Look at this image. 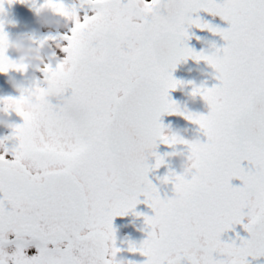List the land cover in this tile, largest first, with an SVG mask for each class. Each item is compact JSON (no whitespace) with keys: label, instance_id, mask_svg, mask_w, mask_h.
<instances>
[{"label":"snow or ice","instance_id":"obj_1","mask_svg":"<svg viewBox=\"0 0 264 264\" xmlns=\"http://www.w3.org/2000/svg\"><path fill=\"white\" fill-rule=\"evenodd\" d=\"M44 3L74 22L61 37L67 60L55 70L54 97L42 93L40 113L13 130L19 155L0 160V264H107L109 250L120 251L113 220L134 212L141 196L154 215L144 217L147 239L129 251L145 264H247L264 256V0H81L94 12L82 20L75 5ZM200 11L229 28L193 19ZM193 26L226 46L194 52L186 43ZM190 58L206 62L218 85L192 92L208 112L184 118L206 142L188 153L198 174L163 178L182 196L180 207L169 208L148 175L163 164L157 142L171 147L161 116L181 115L169 97L181 83L172 72ZM236 225L250 239L222 242Z\"/></svg>","mask_w":264,"mask_h":264},{"label":"clouds","instance_id":"obj_2","mask_svg":"<svg viewBox=\"0 0 264 264\" xmlns=\"http://www.w3.org/2000/svg\"><path fill=\"white\" fill-rule=\"evenodd\" d=\"M27 3H31L28 0ZM5 5H9L6 0L3 4V11H0V24L7 19L8 13ZM163 7L165 11L169 5H157V8ZM38 22L45 27L67 28L73 24L74 17L70 12L65 10L61 12L58 8L51 6V4L43 3L38 10L35 8ZM61 21L65 23L61 24ZM5 34V32H4ZM53 44L55 47H53ZM58 52L63 53V58L58 56ZM9 53L13 54L14 58H10ZM191 59V58H190ZM67 60V54L63 52L62 45L52 38L37 40L32 36L22 35L15 39L10 38L5 34L4 39L0 40V74L8 75L10 73L19 74L23 79L19 82L10 79L9 83L12 88L18 93L15 97L0 98V127L10 130V134L4 136L0 141V160L5 162L10 157L15 159L19 155L17 141L12 138L13 130L18 125L13 121V117L19 118L22 123L26 119H31L38 115L41 111L42 101L46 93L49 98L54 97L55 90L58 87V80L55 76V70ZM194 60V59H193ZM32 70L34 73L42 74L41 79H37L35 75L29 77L28 72ZM189 71H192L190 69ZM203 75L204 73L201 72ZM199 88L195 84L192 85V92ZM193 96V95H192ZM195 97V96H193ZM174 111L181 113V117L192 116L196 117L198 114L189 111L186 104L176 103ZM187 120V119H186ZM21 124V123H20ZM161 135L166 136L171 143L173 151L163 157V164L165 162H177L181 174L185 177L198 174V167L194 160L184 157L183 152H178L175 149L177 146H183L187 152L199 151L203 148V143L197 137L194 139H185L178 131L163 130ZM11 144V146H9ZM24 166H29L27 161H24ZM182 196L178 191H173L170 197L162 201L163 205L169 208H178L181 206ZM82 237L87 233H81ZM111 246H109V249ZM191 255H198L192 253ZM107 264H136L135 261L127 260L120 256V251L112 252L109 250L104 257Z\"/></svg>","mask_w":264,"mask_h":264},{"label":"flooded vegetation","instance_id":"obj_3","mask_svg":"<svg viewBox=\"0 0 264 264\" xmlns=\"http://www.w3.org/2000/svg\"><path fill=\"white\" fill-rule=\"evenodd\" d=\"M215 2L223 3V0H215ZM192 18H199L201 23H207L212 28H216L219 30H227L229 28V24L226 21L222 20L219 16L214 17L204 11L193 13ZM188 35L190 38L186 41L187 46L196 53L204 52L205 54H212L217 48L223 49L226 46V42L219 35L213 34L208 29L202 30L193 26L188 29ZM190 69H192V71H189ZM201 72H203L204 74L202 75ZM214 76V70L204 61L197 62L193 59L181 61L177 64L175 70L172 72L173 79L181 83L175 90L169 91V97L171 101L175 102L176 100L182 99L183 97H185L187 100L199 97L192 96V85L195 84L196 86L200 87L204 83V80L207 81V85L214 84L216 82ZM170 116L171 115L167 114L164 118V129L168 131L174 129V131H178L185 139H188V129L193 127L197 128L198 126L181 116L174 119H170ZM175 150L178 152H183L184 157H187L188 155L187 150L183 148V146H177ZM172 151L173 148L160 142L158 150L156 152V156L165 157ZM155 160L156 157H154L153 160L154 165ZM241 166L245 169L250 167L247 161L242 162ZM170 172H173L177 175L181 174V169L177 162H165L161 165L160 168L154 169V173L151 178L152 184L158 189L162 199L165 197H170L173 194L172 184L162 183L163 178ZM230 183L232 187H242V182L239 179H233L232 181H230ZM0 198H2V194H0ZM139 199L141 202L137 204L134 212H129L127 215L117 216L114 218L113 229L115 230L116 247L120 249V256L127 260L135 261L136 264H145L147 259L146 257L141 256L139 252L132 253L129 251L130 244H134L138 247L142 241L147 239V233L148 231H150V229H148L145 225L144 217H151L154 215L152 209L149 208L145 203H143L144 197L141 196L139 197ZM246 211L247 209H245V212ZM244 237L245 230L243 226L236 225L232 230L223 233L220 239L224 243H231L235 241L238 246L240 240L244 239ZM9 239L14 240L15 237ZM49 247L51 248L52 245H49ZM30 249H32L31 254H37V249L35 246L30 247ZM34 255L28 254V256ZM182 264H185V262L182 261Z\"/></svg>","mask_w":264,"mask_h":264},{"label":"rangeland","instance_id":"obj_4","mask_svg":"<svg viewBox=\"0 0 264 264\" xmlns=\"http://www.w3.org/2000/svg\"><path fill=\"white\" fill-rule=\"evenodd\" d=\"M66 6H73L75 5L78 9V14L81 17V20L84 18L85 15H88L89 17L94 15V12L92 11L91 7L88 5H84L81 7V0H61ZM123 2H127V0H123ZM44 3V0H36V5L39 6ZM8 16L7 19L3 22V30L5 34H7L10 38L15 39L18 36L22 35H28L32 36L33 38L37 40L47 39V38H53L52 40L60 43L62 46L66 45V41H63L61 37L65 34H70V29L73 25H69V27L64 28H53V27H45L42 26L38 22V18L36 15L35 7H33L32 3H20L19 0L17 2L13 3L11 6L5 5ZM65 23L64 21H61V24ZM53 47L55 45L53 44ZM60 58H63V53L58 52L57 53ZM10 58H14L13 54L9 53ZM35 75L37 79L42 78V74L39 72H33L32 70H29L28 76L31 77ZM13 79L17 82L21 81L23 78L19 74L10 73L8 75L0 74V98L5 97H15L18 95V93L15 92V90L12 88V86L9 83V80ZM215 83H218L216 81ZM209 84L207 85V81L204 80V83L201 86L211 88L213 86H216L218 84ZM200 86V87H201ZM70 94V93H69ZM189 98V97H188ZM188 104H187V103ZM190 102V103H189ZM175 103L179 104H186L189 111L195 112L197 114L206 115L208 112L207 105L202 100V98L199 96L195 99L191 98L187 100L185 97L182 99L176 100ZM176 117H180L178 115H171L169 118L174 119ZM13 121L16 124L22 123V121L19 120V118L13 117ZM186 127V126H185ZM187 138L188 139H194L199 138L202 143L206 142V137L203 135V133L200 131L199 127L197 128L193 127L188 129ZM170 131H174V129H171ZM10 134V130L4 129L0 127V139H2L4 136H7ZM11 146V144L9 145ZM10 158V157H9ZM14 236H9V238L12 239ZM9 250H13L12 247L9 248ZM32 249L28 248L26 250V253L29 255L31 254ZM27 254V255H28ZM32 257V256H29Z\"/></svg>","mask_w":264,"mask_h":264},{"label":"water","instance_id":"obj_5","mask_svg":"<svg viewBox=\"0 0 264 264\" xmlns=\"http://www.w3.org/2000/svg\"><path fill=\"white\" fill-rule=\"evenodd\" d=\"M180 67V66H179ZM167 114H164L161 116L160 118V123L162 124L163 128H164V118ZM160 142L158 141L157 142V147L154 149L155 153L157 152L158 150V146H159ZM154 157L155 156H149L148 160H147V163L150 167L154 166L153 164V160H154ZM153 173H154V168L153 170H151L149 172V175H148V179L151 181V178L153 176ZM244 239H250V236L247 232H245V237ZM247 264H264V256H260V257H257V258H253L251 256L247 257Z\"/></svg>","mask_w":264,"mask_h":264}]
</instances>
